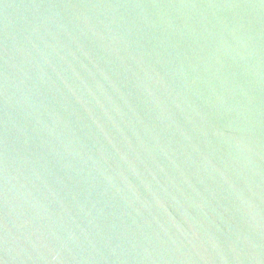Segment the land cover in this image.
<instances>
[{"label": "water", "instance_id": "95a60500", "mask_svg": "<svg viewBox=\"0 0 264 264\" xmlns=\"http://www.w3.org/2000/svg\"><path fill=\"white\" fill-rule=\"evenodd\" d=\"M0 264H264V0H0Z\"/></svg>", "mask_w": 264, "mask_h": 264}]
</instances>
